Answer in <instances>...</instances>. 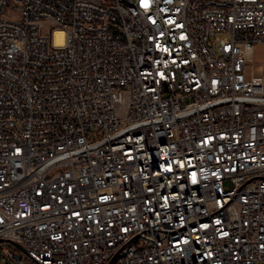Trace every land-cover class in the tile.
<instances>
[{
    "label": "built area",
    "instance_id": "2783aa9c",
    "mask_svg": "<svg viewBox=\"0 0 264 264\" xmlns=\"http://www.w3.org/2000/svg\"><path fill=\"white\" fill-rule=\"evenodd\" d=\"M261 44L264 0H0V264H264Z\"/></svg>",
    "mask_w": 264,
    "mask_h": 264
},
{
    "label": "rangeland",
    "instance_id": "374dc122",
    "mask_svg": "<svg viewBox=\"0 0 264 264\" xmlns=\"http://www.w3.org/2000/svg\"><path fill=\"white\" fill-rule=\"evenodd\" d=\"M7 17L13 19L15 18V12H12L11 14L6 15ZM56 26H52L50 28H55ZM48 29V33H49ZM43 32H46V29L43 30ZM253 68L255 71H260L264 69V44L257 45L254 50V60H253ZM22 255H24L23 251H20Z\"/></svg>",
    "mask_w": 264,
    "mask_h": 264
},
{
    "label": "bare ground",
    "instance_id": "6f19581e",
    "mask_svg": "<svg viewBox=\"0 0 264 264\" xmlns=\"http://www.w3.org/2000/svg\"><path fill=\"white\" fill-rule=\"evenodd\" d=\"M53 41L56 45H62L64 43L63 32L56 30L53 34Z\"/></svg>",
    "mask_w": 264,
    "mask_h": 264
},
{
    "label": "water",
    "instance_id": "95a60500",
    "mask_svg": "<svg viewBox=\"0 0 264 264\" xmlns=\"http://www.w3.org/2000/svg\"><path fill=\"white\" fill-rule=\"evenodd\" d=\"M14 245H16V244H14ZM15 257L18 259L19 258V256L18 255H15Z\"/></svg>",
    "mask_w": 264,
    "mask_h": 264
}]
</instances>
